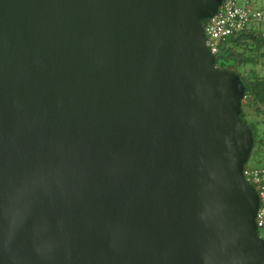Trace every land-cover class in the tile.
Instances as JSON below:
<instances>
[{
  "label": "water",
  "instance_id": "obj_1",
  "mask_svg": "<svg viewBox=\"0 0 264 264\" xmlns=\"http://www.w3.org/2000/svg\"><path fill=\"white\" fill-rule=\"evenodd\" d=\"M223 0H0V264H264Z\"/></svg>",
  "mask_w": 264,
  "mask_h": 264
},
{
  "label": "trees",
  "instance_id": "obj_2",
  "mask_svg": "<svg viewBox=\"0 0 264 264\" xmlns=\"http://www.w3.org/2000/svg\"><path fill=\"white\" fill-rule=\"evenodd\" d=\"M255 11L261 14V18L222 42L216 55V68L235 72L241 77L246 88L241 118L252 130L254 149L258 152L264 151V131L260 132L254 122L250 126L245 112L248 107L257 115L264 114V11ZM206 22L203 21V26Z\"/></svg>",
  "mask_w": 264,
  "mask_h": 264
},
{
  "label": "built area",
  "instance_id": "obj_3",
  "mask_svg": "<svg viewBox=\"0 0 264 264\" xmlns=\"http://www.w3.org/2000/svg\"><path fill=\"white\" fill-rule=\"evenodd\" d=\"M242 4V5H241ZM261 18L252 7V0H223L217 14L204 26L206 43L211 53L219 54L220 45L226 39L243 32L247 26ZM245 180L254 187L260 198L256 224L260 238L264 240V166L244 168Z\"/></svg>",
  "mask_w": 264,
  "mask_h": 264
},
{
  "label": "rangeland",
  "instance_id": "obj_4",
  "mask_svg": "<svg viewBox=\"0 0 264 264\" xmlns=\"http://www.w3.org/2000/svg\"><path fill=\"white\" fill-rule=\"evenodd\" d=\"M242 5V4H241ZM252 7L257 11H264V0H252ZM238 68V67H237ZM242 72V69L239 70ZM264 111V108H263ZM245 112L248 115V123L250 126L253 125V122L256 123L258 130L261 132L264 131V114L257 115L248 107H245ZM264 166V151L253 150L249 162L246 164V167L250 168H259Z\"/></svg>",
  "mask_w": 264,
  "mask_h": 264
}]
</instances>
